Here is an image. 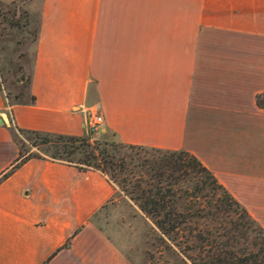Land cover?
<instances>
[{
  "label": "crops",
  "instance_id": "0c3cea01",
  "mask_svg": "<svg viewBox=\"0 0 264 264\" xmlns=\"http://www.w3.org/2000/svg\"><path fill=\"white\" fill-rule=\"evenodd\" d=\"M25 8L35 102L10 104L0 74V264H135L95 221L121 193L106 175L50 159L10 173L14 128L84 136L86 109L101 138L195 155L264 228V0Z\"/></svg>",
  "mask_w": 264,
  "mask_h": 264
},
{
  "label": "trees",
  "instance_id": "16d2710c",
  "mask_svg": "<svg viewBox=\"0 0 264 264\" xmlns=\"http://www.w3.org/2000/svg\"><path fill=\"white\" fill-rule=\"evenodd\" d=\"M25 83L30 88V76ZM25 102L35 98L15 101ZM256 103L264 109V93ZM13 133L20 156L10 173L31 159L99 171L151 221L158 249L173 251L185 264H264V228L190 152L127 145L109 137L16 128ZM40 146L46 152L32 151Z\"/></svg>",
  "mask_w": 264,
  "mask_h": 264
},
{
  "label": "rangeland",
  "instance_id": "374dc122",
  "mask_svg": "<svg viewBox=\"0 0 264 264\" xmlns=\"http://www.w3.org/2000/svg\"><path fill=\"white\" fill-rule=\"evenodd\" d=\"M28 1L9 3V0H0L1 87L10 104L18 101V97L25 101L30 99V89L23 82L31 75V47L35 42L37 24L27 14L25 6ZM84 135L93 140L102 139L99 134L91 135L87 130ZM26 146L29 148L28 141ZM38 148H32V151L46 152L45 146ZM118 198L95 221L104 232L112 235L135 264H185L173 251L158 249L160 246L151 221L128 196L121 192Z\"/></svg>",
  "mask_w": 264,
  "mask_h": 264
},
{
  "label": "built area",
  "instance_id": "2783aa9c",
  "mask_svg": "<svg viewBox=\"0 0 264 264\" xmlns=\"http://www.w3.org/2000/svg\"><path fill=\"white\" fill-rule=\"evenodd\" d=\"M84 112L86 114V130L91 135L97 134L100 131L102 125L104 124L103 116L92 109H86Z\"/></svg>",
  "mask_w": 264,
  "mask_h": 264
}]
</instances>
